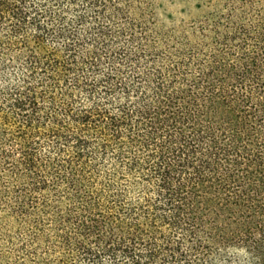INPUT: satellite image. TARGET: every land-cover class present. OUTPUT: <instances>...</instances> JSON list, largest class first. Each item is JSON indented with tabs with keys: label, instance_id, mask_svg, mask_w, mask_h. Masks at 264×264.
Wrapping results in <instances>:
<instances>
[{
	"label": "trees",
	"instance_id": "obj_1",
	"mask_svg": "<svg viewBox=\"0 0 264 264\" xmlns=\"http://www.w3.org/2000/svg\"><path fill=\"white\" fill-rule=\"evenodd\" d=\"M145 4L0 0V264H264V0Z\"/></svg>",
	"mask_w": 264,
	"mask_h": 264
},
{
	"label": "rangeland",
	"instance_id": "obj_2",
	"mask_svg": "<svg viewBox=\"0 0 264 264\" xmlns=\"http://www.w3.org/2000/svg\"><path fill=\"white\" fill-rule=\"evenodd\" d=\"M146 6L155 9V19L168 25L175 23L178 26L193 22L196 17V7L199 0H144ZM186 9V11H185ZM217 264H247L244 257L231 252L224 255V260Z\"/></svg>",
	"mask_w": 264,
	"mask_h": 264
}]
</instances>
